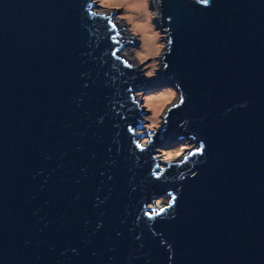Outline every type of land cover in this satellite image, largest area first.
Masks as SVG:
<instances>
[{
	"label": "water",
	"instance_id": "1",
	"mask_svg": "<svg viewBox=\"0 0 264 264\" xmlns=\"http://www.w3.org/2000/svg\"><path fill=\"white\" fill-rule=\"evenodd\" d=\"M157 6L148 76L94 0H0V264H264V0ZM160 82L180 101L151 133Z\"/></svg>",
	"mask_w": 264,
	"mask_h": 264
},
{
	"label": "rangeland",
	"instance_id": "2",
	"mask_svg": "<svg viewBox=\"0 0 264 264\" xmlns=\"http://www.w3.org/2000/svg\"><path fill=\"white\" fill-rule=\"evenodd\" d=\"M97 3L95 10L100 14L118 16L114 19L126 32V36H136L134 45L120 49L121 57L133 65H141L144 69L140 75L157 76L162 74L165 67L163 54L169 45L168 35L158 22V0H94ZM169 93V96H162ZM140 107L145 112L143 119L146 129L155 132L162 128L166 112L180 101L179 91L164 82L153 83L136 93ZM166 98L165 101L162 99ZM149 139L144 137L142 144L146 145ZM194 147L190 140L172 141L158 147V156L162 161L179 158ZM167 200L159 199V207L164 206Z\"/></svg>",
	"mask_w": 264,
	"mask_h": 264
},
{
	"label": "bare ground",
	"instance_id": "3",
	"mask_svg": "<svg viewBox=\"0 0 264 264\" xmlns=\"http://www.w3.org/2000/svg\"><path fill=\"white\" fill-rule=\"evenodd\" d=\"M113 24L116 25V26L118 27L120 33H122L123 35L126 36L127 33L123 31L122 27L120 26V24H119L117 21L113 20ZM126 46H130V45L128 44V45H126ZM126 46H125V47H126ZM120 55H121V54H120ZM165 95H166V96H169V93H167V94H163L162 96L165 97ZM165 100H166V98L162 99V101H165Z\"/></svg>",
	"mask_w": 264,
	"mask_h": 264
},
{
	"label": "snow or ice",
	"instance_id": "4",
	"mask_svg": "<svg viewBox=\"0 0 264 264\" xmlns=\"http://www.w3.org/2000/svg\"><path fill=\"white\" fill-rule=\"evenodd\" d=\"M165 67H166V65H165ZM181 102H182V100H181ZM161 211H163V209H161Z\"/></svg>",
	"mask_w": 264,
	"mask_h": 264
}]
</instances>
